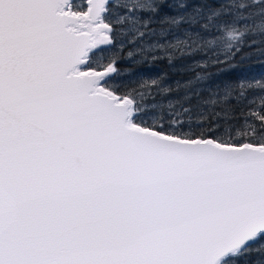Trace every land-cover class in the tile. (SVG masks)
I'll return each mask as SVG.
<instances>
[{
	"label": "snow or ice",
	"instance_id": "obj_1",
	"mask_svg": "<svg viewBox=\"0 0 264 264\" xmlns=\"http://www.w3.org/2000/svg\"><path fill=\"white\" fill-rule=\"evenodd\" d=\"M253 55L264 0H0V264H264Z\"/></svg>",
	"mask_w": 264,
	"mask_h": 264
},
{
	"label": "trees",
	"instance_id": "obj_2",
	"mask_svg": "<svg viewBox=\"0 0 264 264\" xmlns=\"http://www.w3.org/2000/svg\"><path fill=\"white\" fill-rule=\"evenodd\" d=\"M180 62L177 61V67ZM117 67L122 70L121 79L124 83L129 85H135L137 79L140 76H154L161 72H167L169 74L168 83L171 84L177 79H186V76H181L179 72H176L173 68H170L166 61H158L156 64L149 66L148 64H136L129 60H120ZM212 73H217L218 69L213 67L210 69ZM229 73L221 72L219 76H213V79L220 83L222 81L236 78V77H260L264 76V57L258 55H253L251 59L243 61L239 67L230 70ZM206 95V94H205ZM250 98H257L259 93H250ZM159 99V97H157ZM195 103V100L192 101ZM239 111V109H237Z\"/></svg>",
	"mask_w": 264,
	"mask_h": 264
}]
</instances>
